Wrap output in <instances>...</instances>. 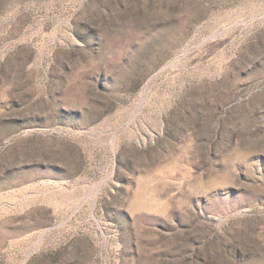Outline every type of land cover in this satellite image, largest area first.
<instances>
[{"label": "rangeland", "instance_id": "rangeland-1", "mask_svg": "<svg viewBox=\"0 0 264 264\" xmlns=\"http://www.w3.org/2000/svg\"><path fill=\"white\" fill-rule=\"evenodd\" d=\"M0 264H264V0H0Z\"/></svg>", "mask_w": 264, "mask_h": 264}]
</instances>
